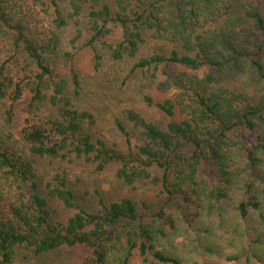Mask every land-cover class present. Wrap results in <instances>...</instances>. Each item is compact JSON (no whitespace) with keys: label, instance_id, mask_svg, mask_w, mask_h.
Instances as JSON below:
<instances>
[{"label":"trees","instance_id":"16d2710c","mask_svg":"<svg viewBox=\"0 0 264 264\" xmlns=\"http://www.w3.org/2000/svg\"><path fill=\"white\" fill-rule=\"evenodd\" d=\"M237 1L0 0L5 121L29 98L21 126L0 127V264H12L20 250L43 255L75 246L89 249L83 264H264V14L254 0ZM70 24L71 41L83 38L95 70L97 45L115 62L135 59L127 76L184 68L159 85L170 96H144L168 119L163 125L125 108L139 128L137 143L119 117L122 148L93 139V114L74 103L76 71L61 75L51 63ZM112 24L120 29L116 42L106 41ZM146 36L171 48L138 57ZM38 157L81 160L98 172L115 164L128 185L158 184L174 209L145 215L129 196L106 202L98 194L100 209L90 212L66 172L50 177L43 195ZM49 200L69 216L54 219Z\"/></svg>","mask_w":264,"mask_h":264},{"label":"rangeland","instance_id":"374dc122","mask_svg":"<svg viewBox=\"0 0 264 264\" xmlns=\"http://www.w3.org/2000/svg\"><path fill=\"white\" fill-rule=\"evenodd\" d=\"M113 6V0H103ZM245 0H239V2ZM264 14V0H254ZM113 32L106 38L108 42H116L120 38V29L117 25H111ZM72 24L62 30V43L59 55L51 58L52 66L61 75H65L72 66L78 76V95L75 97V106L87 108L94 116V122L89 126V133L93 139L101 138L108 145L122 148L123 137L115 126L114 119L119 117L123 120L133 143L138 142L139 128L124 117L123 110L132 108L140 112L147 119L158 125H163L168 119L156 107L148 106L144 102L145 95H151L154 101H160L170 96L173 90L165 91L159 85L174 73L183 71L179 65L161 67L152 76L151 71L136 70L129 74L130 67L135 59L113 61L109 52L101 45L96 48L101 56V64L98 70L93 67L91 54L83 44V38L74 42L72 39ZM148 34V33H147ZM149 35V34H148ZM141 45L138 57L148 56L153 52L167 53L171 45L150 39L148 36ZM264 61V54L262 55ZM70 88L72 86L70 85ZM28 96L22 98L15 104L13 120L5 121L3 109L7 107L8 101L0 100V127L3 129L17 130L27 113L25 112ZM46 106L41 110L46 112ZM52 110L47 114H52ZM115 164H109L100 172L95 166L81 160L71 162L62 161L50 157H38L35 162V171L38 182L37 191L45 194V183L56 173L66 172L69 186L73 190L76 200L86 210L97 212L100 209L98 194L106 201L117 200L123 196H129L139 203L142 214H150L158 209L170 208L166 199L161 193L158 184H151L145 181L136 182L133 185L124 183L115 175ZM152 173L160 176L161 168L152 167ZM31 189V186L27 187ZM51 216L54 219L62 220L67 218L70 211L64 209L56 200H49ZM144 203L148 208L140 205ZM179 202H177L178 204ZM89 255V249L83 246L61 247L43 255H33L20 250L12 264H83Z\"/></svg>","mask_w":264,"mask_h":264}]
</instances>
